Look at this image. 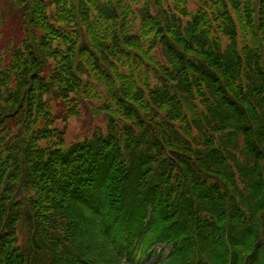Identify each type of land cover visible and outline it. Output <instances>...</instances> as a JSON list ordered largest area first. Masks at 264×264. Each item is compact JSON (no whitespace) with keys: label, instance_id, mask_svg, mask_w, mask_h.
Returning a JSON list of instances; mask_svg holds the SVG:
<instances>
[{"label":"trees","instance_id":"16d2710c","mask_svg":"<svg viewBox=\"0 0 264 264\" xmlns=\"http://www.w3.org/2000/svg\"><path fill=\"white\" fill-rule=\"evenodd\" d=\"M12 1L0 264H264V0Z\"/></svg>","mask_w":264,"mask_h":264},{"label":"rangeland","instance_id":"374dc122","mask_svg":"<svg viewBox=\"0 0 264 264\" xmlns=\"http://www.w3.org/2000/svg\"><path fill=\"white\" fill-rule=\"evenodd\" d=\"M194 8V4H191ZM0 11L3 15V28L1 31L0 38V54L8 57L9 55L4 51L8 50V45L10 42L18 43L24 37V29L22 23L20 22V17L16 10L13 8L12 0H0ZM60 112V109H58ZM81 116L78 119L73 118L69 123L68 137L67 140L69 143H75L80 141L84 137L96 132V131H105L107 126V120L104 115L96 116L89 108L86 109V106L80 110ZM57 126L60 128L64 126L63 122L58 121ZM23 245V241L21 242ZM163 251V248H160ZM170 249H166V257L169 255ZM152 260H148L147 263H152Z\"/></svg>","mask_w":264,"mask_h":264}]
</instances>
